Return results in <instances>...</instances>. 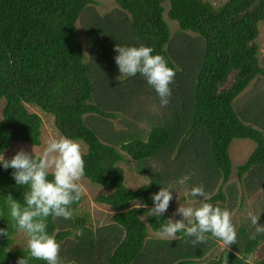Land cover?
Wrapping results in <instances>:
<instances>
[{
  "label": "trees",
  "instance_id": "16d2710c",
  "mask_svg": "<svg viewBox=\"0 0 264 264\" xmlns=\"http://www.w3.org/2000/svg\"><path fill=\"white\" fill-rule=\"evenodd\" d=\"M111 1L116 10L100 15L93 10V0H0V151L12 143L40 145L41 121L25 105L51 116L60 135L85 146L82 178L111 191L96 198L114 212L111 225L93 238L86 230L87 220L75 214L80 199L72 205L70 219L48 218L46 231L59 249L69 243L72 253L86 255L87 264L93 258L95 264H252L249 259L264 244V234L250 238L252 229L239 227L230 251L205 261L211 242L217 239L209 236L193 245L180 232L173 240H148L147 230L156 234L168 216H146L145 224L141 217L146 209L137 207L140 203L151 207L149 194L176 184L183 175H189L185 183L190 188L203 185L208 195L220 182L207 202L230 205L235 198L226 197L220 187L230 179L233 140L255 144L236 168L238 180L253 171L264 174V123L254 117L250 121L256 129L234 109L235 100L250 84L259 76L264 78L255 42L258 27L264 24V0H228L218 7L203 0ZM164 4L167 18L182 33L197 36L200 46L183 43L170 48ZM84 19L86 52L76 32L77 23ZM116 44L150 46L175 71L162 121L145 140L129 134L102 136L86 123L87 117L114 119L113 112L128 114L138 97L153 96L159 104L139 74L118 77L113 60ZM190 48L191 56L180 54ZM118 150L138 166L139 173L147 174L149 184L135 191L125 186ZM153 160L162 167L147 169L146 163ZM11 171L0 169V228L8 227L7 237L0 236V264H16L27 255V248L11 247L18 232L11 227L3 197L10 194L22 203L25 190L15 184ZM255 264H264V256Z\"/></svg>",
  "mask_w": 264,
  "mask_h": 264
},
{
  "label": "clouds",
  "instance_id": "9594fccd",
  "mask_svg": "<svg viewBox=\"0 0 264 264\" xmlns=\"http://www.w3.org/2000/svg\"><path fill=\"white\" fill-rule=\"evenodd\" d=\"M114 63L118 77H134L139 74L158 97L159 105L169 103L175 71L170 68L160 54H154L150 46L120 45L113 47ZM0 169H12L10 175L16 185L24 188L22 203L10 194L3 197L11 227L26 237L27 255L19 257L16 264H30L31 260H41L44 264H64L58 255L59 244L46 231L48 218L68 220L73 215L72 205L81 199L83 187L79 183L84 176V159L81 144L64 135L49 136L44 140L42 152L36 154L17 150L10 158L0 151ZM189 175L179 177L176 183L183 185ZM149 184V183H148ZM172 188L160 186L149 194L151 207L140 203L137 208H145L144 217L160 218L173 200ZM190 201L184 206L178 204L174 214L180 219H165L156 230L163 239H175L182 232L188 242L204 243L209 236L219 240L223 246L236 244L237 232L232 223L231 212L227 208L211 204L203 185H194L186 193ZM260 213L247 212L252 229L250 238L264 234V224H258ZM8 229V227H7ZM0 228V236L7 237L8 230ZM81 235L80 229L75 232Z\"/></svg>",
  "mask_w": 264,
  "mask_h": 264
},
{
  "label": "rangeland",
  "instance_id": "374dc122",
  "mask_svg": "<svg viewBox=\"0 0 264 264\" xmlns=\"http://www.w3.org/2000/svg\"><path fill=\"white\" fill-rule=\"evenodd\" d=\"M203 1L209 3L213 7H218L228 0ZM93 2L95 3L93 10L100 15L113 12L117 8L111 0H93ZM163 7V19L166 22L170 32V48H176L181 46L183 43H194L195 45L200 46L197 36L187 32L182 33L179 30L178 25L167 18V4H164ZM84 21L85 19L83 22L79 21L77 23L76 32L81 47L83 51L86 52L87 37L84 34ZM258 30L259 34L255 41L258 46L257 57L260 67L264 70V24H260ZM180 54L186 56H189L188 54H190L191 56V48L186 51L181 50ZM135 99L136 104L131 103V109L128 114L121 111L113 112L117 116L114 119H105L96 116L87 117L88 119H86V123L102 136L105 134H110V138H113L116 135L129 134V136L138 135L145 140L151 128L162 121L165 109L158 104L153 96L138 97ZM25 108L29 113L35 114L41 121L40 145L35 147L25 143H12L3 152L5 158H10L17 150L21 149L31 154L33 148V152L39 154L42 152L44 140L47 137L60 135L53 126V119L51 116L30 105H25ZM234 109L239 118L245 123H250L251 126H254L250 121L254 120V117L255 119L258 118L264 123L263 77H257L250 84V86L235 100ZM254 127L257 129L256 126ZM80 144L82 146V152L85 153V146L82 143ZM254 148L255 144L249 140L232 141L229 147V157L231 160L230 179L225 185L220 187L221 192L226 197L229 194L232 195V198H235L233 202H230V205L225 202L221 204V206L223 208H227L231 212L232 223L234 224L236 232L239 227H245L247 230L251 229L247 219V212L249 211L254 214L260 213L257 223L264 224V182L260 183L261 180L258 181V179H262L261 177L264 176V174L261 173V175L257 173V171H253L251 174L244 175L241 180H238L236 176V168L247 160ZM118 152L123 156V161L119 164V167L124 171L125 186L128 189L135 191L143 185H146L149 181L148 177L146 176L147 174L144 175L139 173L137 170L138 166L126 154L119 150ZM161 164L162 163H160V161L153 160L146 163V167L147 169L154 170L155 168H161ZM79 183L82 185L83 191L81 195V204L76 210L75 214L76 216L84 217L87 220L88 227L86 230L90 232L94 238L97 233L100 232V230L104 232L109 229L111 225L110 218L114 214V212L109 207L98 204L96 202V198L102 195H108L111 193V191L94 186L83 178H81ZM219 184L220 182L216 184L211 195H208L209 198L217 193ZM169 186L172 188L170 191L173 193V200L170 201L168 210L164 214H167L168 218L171 217L173 221H175L176 219L181 218L179 214H174V210L178 204L184 206L188 203H198V201L189 200L186 193L190 187L186 183L183 185L176 183ZM136 205L137 204L133 206L137 207ZM216 205L220 206V203L216 202ZM141 219L146 224V216L141 217ZM147 231L148 240H173L159 238L149 229ZM12 240V248H27L26 237L23 233L18 232L12 237ZM69 248L70 247L68 243L58 251V255L61 260L64 261V264H87L88 258L86 255L84 256L82 254L72 253ZM229 249L230 246L225 247L219 240H213L211 242V247L208 250V257H205L204 260L208 261L215 259V257L218 256L222 251H230ZM263 256L264 244H261L255 253L250 257L249 262L255 264L257 261L262 259ZM92 264H95V258H93Z\"/></svg>",
  "mask_w": 264,
  "mask_h": 264
}]
</instances>
